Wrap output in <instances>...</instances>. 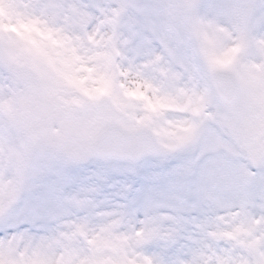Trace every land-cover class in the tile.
Returning a JSON list of instances; mask_svg holds the SVG:
<instances>
[{"label":"snow or ice","instance_id":"6c2138e0","mask_svg":"<svg viewBox=\"0 0 264 264\" xmlns=\"http://www.w3.org/2000/svg\"><path fill=\"white\" fill-rule=\"evenodd\" d=\"M0 264H264V0H0Z\"/></svg>","mask_w":264,"mask_h":264}]
</instances>
